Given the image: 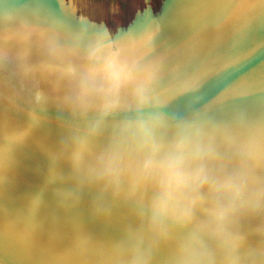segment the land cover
I'll use <instances>...</instances> for the list:
<instances>
[{"label": "water", "instance_id": "1", "mask_svg": "<svg viewBox=\"0 0 264 264\" xmlns=\"http://www.w3.org/2000/svg\"><path fill=\"white\" fill-rule=\"evenodd\" d=\"M153 119L158 157L186 137L210 178L264 184V0H0V264H264V204L220 231L207 188L189 221L155 212Z\"/></svg>", "mask_w": 264, "mask_h": 264}, {"label": "clouds", "instance_id": "2", "mask_svg": "<svg viewBox=\"0 0 264 264\" xmlns=\"http://www.w3.org/2000/svg\"><path fill=\"white\" fill-rule=\"evenodd\" d=\"M98 71L102 75L103 83L97 92L102 107L107 110L115 106L117 94L126 77L112 62L106 63ZM160 124L158 119H153L138 121L135 125L137 135L150 149V155L142 162L141 170L146 177L156 178L158 199L154 202V210L158 215L175 211L182 219L189 221L192 205L199 202L201 190L207 188L210 194L223 201L210 209L213 222L220 231L242 200L257 207L264 204V184H255L247 171L234 176L210 178L202 163L205 153L198 143L193 144L186 137L178 140L163 157H158L153 133ZM262 153L264 142L257 135H253L244 155L252 161ZM190 193H195V196L190 198Z\"/></svg>", "mask_w": 264, "mask_h": 264}]
</instances>
